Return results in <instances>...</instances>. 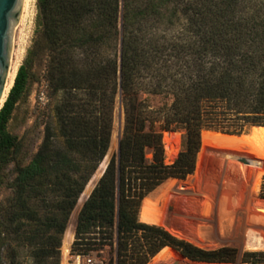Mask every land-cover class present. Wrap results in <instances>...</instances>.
Wrapping results in <instances>:
<instances>
[{
	"label": "trees",
	"instance_id": "trees-1",
	"mask_svg": "<svg viewBox=\"0 0 264 264\" xmlns=\"http://www.w3.org/2000/svg\"><path fill=\"white\" fill-rule=\"evenodd\" d=\"M168 1L175 17L182 0ZM160 3L36 0L33 45L0 109V186L14 163L10 197L0 207V249L25 247L32 264H60L61 246L80 262L109 249L101 264H146L167 247L194 262L236 259L234 249L197 248L138 215L163 184L193 175L202 131L240 135L250 126L264 143V0L191 1L183 10L191 14L189 41L149 32L148 24L159 22ZM41 58L48 90L58 98L56 134L46 131L21 164L7 125ZM140 93L170 101L148 111ZM118 96L123 127L103 172ZM163 132L181 133L172 164L165 163ZM259 195L264 199V183ZM160 207L168 211L167 204ZM141 252L146 257L139 260ZM17 258L6 264H23ZM259 259L264 252L245 253L241 262Z\"/></svg>",
	"mask_w": 264,
	"mask_h": 264
},
{
	"label": "rangeland",
	"instance_id": "rangeland-1",
	"mask_svg": "<svg viewBox=\"0 0 264 264\" xmlns=\"http://www.w3.org/2000/svg\"><path fill=\"white\" fill-rule=\"evenodd\" d=\"M161 1L159 22L149 23L151 27L149 32L189 41L192 33L187 18H190L191 14L188 12L184 15L183 10L193 0L180 1L175 17L171 14L174 9L172 1ZM35 16L36 0H29L26 13L23 10L14 33L10 65V69L12 66L15 68L14 78L33 45ZM45 66V60L41 58L32 67L25 91L16 103L7 125L8 133L19 142L16 160L21 161V164H27L31 160L46 131L49 135L56 134L53 109L58 98L52 97L48 90ZM139 98L145 100L148 111L156 110L170 101L162 96L147 93H140ZM114 117L112 146L100 165L103 171L112 155L116 153L118 135L123 127L124 111L119 96L115 104ZM155 128L158 130L159 124ZM253 131L254 128L250 126L245 127L240 135L202 131L193 175L184 181H168L145 198L139 210V221L158 226L173 237L206 251L234 249L236 259L229 264H245L241 262L245 253L264 252V215L255 208L258 203H264V199L259 195L260 187L264 183V143H260L258 138L253 136ZM162 143L165 163L172 164L181 149V133L163 132ZM13 168L14 163L3 172L5 180L0 186V207L10 197L9 184L13 178ZM166 204L168 211L160 210V206ZM148 209L158 219H155V215L151 216L149 213L146 215ZM28 253L25 247L15 248L13 245L2 247L0 264H6L10 257L16 255L17 260L23 264H32ZM108 257L109 249H106L101 252V257L92 254L90 260L80 262L78 257L70 254V246L65 255L61 246L60 264H101V261L107 260ZM137 257L142 260L146 256L141 252ZM175 260L187 264H217L190 261L168 247L160 257L151 256L146 264H172ZM259 261L255 264H264V259Z\"/></svg>",
	"mask_w": 264,
	"mask_h": 264
},
{
	"label": "water",
	"instance_id": "water-1",
	"mask_svg": "<svg viewBox=\"0 0 264 264\" xmlns=\"http://www.w3.org/2000/svg\"><path fill=\"white\" fill-rule=\"evenodd\" d=\"M23 5L24 0H0V109L14 84L13 80L11 87L7 90L14 33L23 12ZM118 141L119 135L116 152L118 150ZM180 262V260H175L172 264H179Z\"/></svg>",
	"mask_w": 264,
	"mask_h": 264
},
{
	"label": "bare ground",
	"instance_id": "bare-ground-1",
	"mask_svg": "<svg viewBox=\"0 0 264 264\" xmlns=\"http://www.w3.org/2000/svg\"><path fill=\"white\" fill-rule=\"evenodd\" d=\"M28 6H29V0H24V5H23V10H24V12L26 13V10H27V8H28ZM14 73H15V68H14V66H12L11 67V69H10V72H9V76H8V84H7V90L11 87V85H12V83H13V80H14ZM198 196V195H197ZM241 200V199H240ZM254 205H256V204H254ZM233 206H235V205H233ZM256 210L258 211V212H261L263 215H264V203H258L257 205H256ZM225 209V208H224ZM235 209V208H234ZM254 217H257V216H254ZM251 219V218H250ZM251 224V223H250ZM258 225V224H257ZM260 227V226H259ZM249 228V227H248ZM254 228V227H253ZM263 230V229H262ZM246 232V231H245ZM252 233V232H251ZM257 234V233H256ZM248 235V234H247ZM246 235V236H247ZM252 235V234H251ZM250 236V235H249ZM261 236V235H260ZM251 237V236H250ZM258 242V241H257ZM259 246V245H258ZM175 257H178L177 255H175ZM182 264H187V263H185L184 261H182L181 262Z\"/></svg>",
	"mask_w": 264,
	"mask_h": 264
}]
</instances>
